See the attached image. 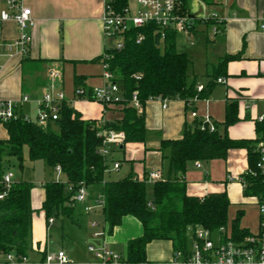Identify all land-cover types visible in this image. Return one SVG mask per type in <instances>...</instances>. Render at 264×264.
Instances as JSON below:
<instances>
[{
    "label": "crops",
    "instance_id": "obj_1",
    "mask_svg": "<svg viewBox=\"0 0 264 264\" xmlns=\"http://www.w3.org/2000/svg\"><path fill=\"white\" fill-rule=\"evenodd\" d=\"M23 2L30 7L34 18L30 28L31 42L25 57L6 61L0 70V99H18L22 95H28L30 102L35 104L34 100L48 87V67H59L62 76L60 81L55 82L54 88L63 92L66 103L76 109L83 120L94 119L101 123L121 118L119 105L105 107L75 94L76 88L90 89L102 82L101 63L93 60L111 46L110 41L104 38L101 28L102 1ZM184 6L191 20L187 33L182 32L176 36L183 37L184 49H176L184 51L189 57V72L195 77L196 86L206 84L223 57L237 56L226 63L225 75L218 77L224 82L216 81L209 96L195 101L192 108L199 117L207 115L212 121L221 122L225 115V104L231 99H237L239 120L228 127L227 133L234 139L255 138V121L264 114V30L260 28L259 22L264 14V0H186ZM211 13L225 18L222 31L216 35H212L209 24L200 19ZM197 35L201 37L194 50L203 53L205 62L195 67L192 60L194 54L190 56L185 47L193 46ZM3 36L7 40L16 36V28L12 22L4 25ZM1 60L4 61L3 58ZM75 75L81 77L77 86L74 82ZM23 106L22 113L26 114ZM143 112L145 142L124 145L121 152L127 169L120 178L132 172L136 178L141 179L151 170H158L162 178L166 177L168 161L162 158L158 150L160 141L179 138L184 124L193 120L189 116V108L179 99L168 100L165 108L158 99L147 100ZM6 137L7 132L0 123V140ZM109 159L111 163L105 178L119 179L111 177V173L118 171L122 164L110 155ZM115 162L118 163L117 169L112 168ZM200 163V168L195 166V162L187 165L182 177L186 184V193L203 197L208 193L226 191L230 201L228 219L229 216L233 219L236 210L241 209L243 215L239 226L247 229L249 233L257 232L258 211L255 199L253 196H243L242 186L236 180L247 167L246 150L231 149L225 159ZM228 175L233 178L231 181L227 180ZM42 184H34L35 188H32L30 196L33 214L31 245L27 254L33 264H59L44 262L47 253L57 251L66 255L68 262L65 264H92L94 258L88 252L87 246L103 241L122 256L127 242L142 234L141 223L132 216H124L111 233L106 231L104 236L94 237L95 229L90 222L102 221L101 210L86 213L82 210V204L74 205L70 219L50 217L52 222L48 223L49 218L46 219L41 209L44 199ZM87 192V201L90 202L92 196L100 192V186L87 187ZM230 210H233L231 215ZM64 220H70L69 229L65 228L68 231L64 229L67 224ZM173 251L170 240H153L146 245L145 264H164L171 258Z\"/></svg>",
    "mask_w": 264,
    "mask_h": 264
},
{
    "label": "trees",
    "instance_id": "obj_2",
    "mask_svg": "<svg viewBox=\"0 0 264 264\" xmlns=\"http://www.w3.org/2000/svg\"><path fill=\"white\" fill-rule=\"evenodd\" d=\"M114 7L122 12L127 7V0H114ZM185 10L183 6L182 13L185 14ZM157 29L153 23L132 28L123 33L122 47H107L102 55L93 59L108 65L121 89V98L113 104L120 106L121 118L101 123L94 119L83 120L76 109L63 101L59 105L58 118L45 128L23 119L22 115L1 123L7 137L0 140V165H5L7 158H14L21 169L23 150L26 149L29 160H42L53 170L59 166L65 177L66 183L52 179L42 184L44 199L41 209L46 219H70L75 205L71 196L83 184L86 187L100 186L104 197L102 220L108 233L120 224L124 216H132L141 223L142 234L127 242L119 264L146 263V245L153 240H170L174 249H183L189 241V229L197 226L210 231L229 227L234 239L249 234L247 229L239 226L243 215L241 209L228 220L230 201L226 191L208 193L203 197L186 193L182 177L190 162L225 159L229 150L243 148L246 150L247 167L241 174L245 182L242 194L245 197L264 194V176L256 166V146L264 139V120L255 121V138H231L227 129L239 120L237 99L225 104L224 119L212 121L213 130L202 127V120L194 118L184 124L179 138L160 141L158 150L162 158L167 159L168 170L166 177L151 184V198L146 193V177L138 179L129 172L119 179L105 178L111 160L99 153L103 140L99 132L102 129L123 133V141L117 147L120 150L127 143H144L143 108L147 100L179 99L188 108L187 103L193 97L204 99L209 96L217 78L225 75L226 63L237 58L234 55L223 57L202 90L197 92L196 79L189 72L191 61L184 51L176 49L177 33L165 30L160 41ZM138 35H143L140 42H136ZM74 82L76 86L80 84L81 77L75 75ZM79 89L84 94L78 95ZM90 89L79 87L75 94L92 100ZM133 94L142 106L140 113L130 104ZM68 184L71 185L70 190L67 189ZM33 187L32 182L19 179L7 197L0 201L2 253L27 254L30 250L33 214L30 196ZM149 201L152 208L148 206Z\"/></svg>",
    "mask_w": 264,
    "mask_h": 264
},
{
    "label": "built area",
    "instance_id": "obj_3",
    "mask_svg": "<svg viewBox=\"0 0 264 264\" xmlns=\"http://www.w3.org/2000/svg\"><path fill=\"white\" fill-rule=\"evenodd\" d=\"M103 12L101 16V28L106 40L112 42L110 47H122L123 33L132 29L153 23L157 26L160 41L164 38L165 30H173L177 34L187 33V26L191 17L182 13L184 6L183 0H135L136 9L134 13L129 12L128 6L122 12L116 11L114 0H101ZM204 23L210 26L211 34L216 35L222 31L225 18L217 13H211L200 18ZM12 22L16 28V36L13 39H5L3 36L4 25ZM260 28L264 30V14L259 18ZM34 23V18L30 7L24 4L23 0H0V70L4 63L15 57H25L31 42L30 28ZM143 35H138L136 42H140ZM4 59L1 62V59ZM102 67L101 79L99 85L90 89L89 96L93 101L102 106L113 105L121 98V89L114 79L113 74L108 70V65L100 62ZM61 70L59 67L49 66L47 69L48 87L40 97L35 99L36 112L34 119L22 113V106L30 100L28 95H22L18 99H0V123L10 119H16L22 115L23 119L34 121L38 126L45 128L49 122L58 118V110L61 102L65 101V96L61 90H56L54 84L61 80ZM217 82H224L218 78ZM202 85L196 86V91L202 90ZM78 95L84 94L82 89L77 90ZM162 107H166V102L170 99H160ZM193 97L188 101L189 116L202 120V127L207 126L209 130L214 129L212 120L207 116L199 117L192 105L197 101ZM130 104L137 110L142 111L136 95L133 94ZM264 114L257 117L256 121H263ZM102 137V145L99 153L109 156L112 148H117L123 141V133L113 130L102 129L99 132ZM258 152L257 168L264 176V139L259 141L256 146ZM195 166L201 167V163L196 161ZM113 169L118 168V163L112 165ZM56 182L66 183V180H59L62 174L59 166L54 168ZM162 178L160 171L151 170L146 175V181L153 183ZM227 180L233 178L228 175ZM242 188L245 182L241 175L236 179ZM18 180L12 169L5 165H0V201L4 200L12 186ZM71 189V185H67ZM258 211V230L248 235L234 239L229 227H219L215 231H210L201 226L189 229V241L183 249H174L171 258L164 264H264V194L260 197L253 196ZM74 204H82L83 212L89 213L95 210H101L104 205V197L101 192L94 194L91 201L88 202L87 187L81 184L75 193L71 196ZM148 206L152 208L149 201ZM52 218L48 219V223ZM90 225L95 229L94 237H102L106 233V225L103 220L98 222L92 220ZM87 250L94 258L92 264H119L122 256L111 250L103 241L97 245H88ZM44 262H56L65 264L68 262L66 255L62 251L49 252L45 255ZM0 264H33L28 254H17L14 251L6 253L0 252ZM145 264V263H141Z\"/></svg>",
    "mask_w": 264,
    "mask_h": 264
},
{
    "label": "rangeland",
    "instance_id": "obj_4",
    "mask_svg": "<svg viewBox=\"0 0 264 264\" xmlns=\"http://www.w3.org/2000/svg\"><path fill=\"white\" fill-rule=\"evenodd\" d=\"M127 6L129 8V12L134 13V11L136 9V1L135 0H127ZM200 37H201L200 35L196 36L195 44L193 46L185 47L186 52L188 54H190V56H192V54H194V56H192V60H193V66L195 65V67L196 66L198 67V65H203V63L205 62L204 57H203V53L201 51L198 52V51L194 50V49H196L195 47L198 46L197 43L200 40ZM183 43H184L183 37L178 36L176 38V47L183 50L184 49L182 46ZM109 44L112 45V42L110 41ZM191 50H193V52H191ZM30 101H31V99L28 102H26V104H24L23 108H24L26 114L31 119H34L35 112H36L35 111L36 105L31 103ZM122 153L123 152H121L120 149L112 148V150L109 154L110 157L119 160L120 163L122 164L121 168L118 171H114L111 173V177H115V178L119 177L120 178V176H123V174H125L127 167H126V163L123 161ZM5 159L6 158H4V160ZM6 160L8 162L5 161L4 164L12 169L13 173L15 174V178L17 180L22 179V180L30 181L33 183V185L37 184L36 186H38V184H40L41 182L44 183L45 181H50L56 177V172L52 171L51 168H49L42 160H36V161L29 160V158L27 156L26 149L23 150L22 168L21 169L18 167L17 161L14 158H7ZM59 180L60 181L64 180V176L62 174L59 175ZM151 190H152L151 184L147 183L146 184V193H147L148 198H151ZM99 212H97L96 218H98ZM231 214H233V210H230V215ZM231 218L232 217L229 216L228 220L230 221ZM64 223H67L66 224L67 227L64 226V229L65 228L69 229L70 220L69 221L64 220ZM65 230L68 231L67 229H65Z\"/></svg>",
    "mask_w": 264,
    "mask_h": 264
}]
</instances>
